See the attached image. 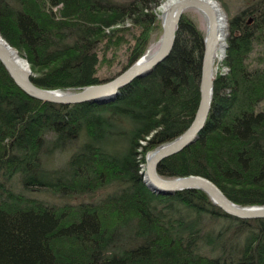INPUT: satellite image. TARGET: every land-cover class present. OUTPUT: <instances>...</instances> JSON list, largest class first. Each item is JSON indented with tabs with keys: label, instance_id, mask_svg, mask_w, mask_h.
Segmentation results:
<instances>
[{
	"label": "trees",
	"instance_id": "trees-1",
	"mask_svg": "<svg viewBox=\"0 0 264 264\" xmlns=\"http://www.w3.org/2000/svg\"><path fill=\"white\" fill-rule=\"evenodd\" d=\"M158 2L0 0V35L35 85L79 89L144 53L161 28ZM228 23L204 126L157 172L203 176L233 202L261 205L264 0ZM203 38L183 14L169 55L103 103L33 98L0 61V264H264V219L231 216L200 189L160 194L143 181L145 154L194 118ZM121 54L117 73L100 74Z\"/></svg>",
	"mask_w": 264,
	"mask_h": 264
},
{
	"label": "water",
	"instance_id": "water-1",
	"mask_svg": "<svg viewBox=\"0 0 264 264\" xmlns=\"http://www.w3.org/2000/svg\"><path fill=\"white\" fill-rule=\"evenodd\" d=\"M196 9L201 12L207 23L203 38L204 50L200 68V100L188 128L174 139L156 146L145 155V184L149 189L160 194H172L181 190L200 189L204 191L214 205L225 213L240 219L264 218V204L240 205L228 197L210 180L199 175L163 177L158 174L159 163L183 150L194 142L206 121L212 96L215 73L213 69L219 43L220 18L217 5L207 0H177L169 4L162 12V36L157 50L151 54L141 55L133 64L113 79L99 84L87 85L74 91L47 89L34 84L31 69L26 59L17 56L16 50L0 35V61L8 71L15 84L27 95L43 102L57 104H76L82 102L103 103L113 100L119 90L133 80L148 75L154 67L170 53L178 23L184 11ZM58 90V91H57Z\"/></svg>",
	"mask_w": 264,
	"mask_h": 264
},
{
	"label": "rangeland",
	"instance_id": "rangeland-1",
	"mask_svg": "<svg viewBox=\"0 0 264 264\" xmlns=\"http://www.w3.org/2000/svg\"><path fill=\"white\" fill-rule=\"evenodd\" d=\"M116 1H127V0H116ZM165 0H159L157 5H153L152 9L154 10V12L157 14V18L159 19V23H160V27L161 28H157L154 30V32L151 34L150 36V40L148 43L147 48L145 49L143 54H148L151 55L153 54L159 44H160V38L162 36V26H161V14L163 12V8H162V4ZM217 2V4L220 5V8L222 10V13L226 19V30L225 33L223 34V36L220 38V42H219V46L217 49V56L215 57V63H214V71L215 74L219 68V63L222 60V50H224V47L226 46V37H227V33H228V21H229V17H231L232 15H235L236 13L240 12L242 9H244L245 7H247L250 3H252L255 0H215ZM161 8V9H160ZM183 14H186V16H188L196 25V27L202 32V34L205 36L206 34V30H207V23H206V18L205 16L199 12L196 9H188L186 11H184ZM128 24V22H127ZM14 48V47H13ZM15 49V48H14ZM18 54H20V56L22 57L21 59H26L25 56L22 53H19V51L17 49H15ZM142 54V55H143ZM122 54L119 57V60H117V62L115 64H113L111 67H108L106 65L101 66L100 68V74H104L105 76H109L112 74L117 73L120 70V63L124 60V57L122 58ZM27 60V59H26ZM29 63V62H28ZM30 66V65H29ZM31 69V67H30ZM222 70H225V68L221 67ZM31 75H32V69H31ZM77 89H70V90H65V91H74ZM55 156V160L52 161L50 164V166H58L59 163L58 161H60L61 159H59V157ZM57 161V162H56ZM56 162V163H55ZM147 186V185H146ZM86 198V197H84ZM83 197H76L73 199L74 202L80 201L81 199H84ZM87 199V198H86Z\"/></svg>",
	"mask_w": 264,
	"mask_h": 264
},
{
	"label": "bare ground",
	"instance_id": "bare-ground-1",
	"mask_svg": "<svg viewBox=\"0 0 264 264\" xmlns=\"http://www.w3.org/2000/svg\"><path fill=\"white\" fill-rule=\"evenodd\" d=\"M174 1H177V0H165L164 2H163V4L161 5L162 6V8H163V11L166 9V7L169 5V4H172ZM207 1H209V2H212V3H214V4H216L217 5V9H218V12H219V18H220V33H219V42H220V38L223 36V34L225 33V30H226V19H225V17H224V15H223V13H222V10H221V8H220V5L219 4H217V2L215 1V0H207ZM161 9V8H160ZM218 46H219V43H218V45H217V49H218ZM16 54H17V56L19 57V58H22L19 54H18V52L16 51ZM148 54H149V52H148ZM147 54V55H148ZM169 55V54H168ZM216 56H217V52H216ZM162 62V61H161ZM214 63H215V58H214V62H213V69H214ZM155 68V67H154ZM214 73H215V71H214ZM142 78V77H141ZM214 85V84H213ZM58 91V90H57ZM57 104V103H56ZM151 151V150H150ZM149 152V151H148ZM180 152V151H179ZM178 153V152H177ZM176 154V153H175ZM146 155V154H145ZM144 161H145V157H144ZM145 169V168H144ZM145 174H146V170L144 171V174H143V181H144V183H145ZM151 190V189H150ZM182 191V190H181ZM154 192V191H153ZM257 219H264V218H257ZM245 220H247V219H245ZM251 220V219H250Z\"/></svg>",
	"mask_w": 264,
	"mask_h": 264
}]
</instances>
